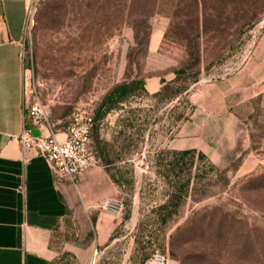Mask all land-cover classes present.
I'll return each instance as SVG.
<instances>
[{
    "label": "rangeland",
    "instance_id": "obj_1",
    "mask_svg": "<svg viewBox=\"0 0 264 264\" xmlns=\"http://www.w3.org/2000/svg\"><path fill=\"white\" fill-rule=\"evenodd\" d=\"M23 63L28 97L63 129L77 108L94 117L113 86L143 84L92 127V151L118 183L110 241L95 258L53 264H148L158 253L167 264H264V0H38ZM181 68L187 92L152 98ZM165 149L206 156L177 212L159 210Z\"/></svg>",
    "mask_w": 264,
    "mask_h": 264
},
{
    "label": "crops",
    "instance_id": "obj_2",
    "mask_svg": "<svg viewBox=\"0 0 264 264\" xmlns=\"http://www.w3.org/2000/svg\"><path fill=\"white\" fill-rule=\"evenodd\" d=\"M30 2L0 0V264H50L64 252L83 257L105 246L117 225L118 186L103 165L72 184L57 180L35 151L25 160L19 146L28 97L23 50ZM52 124L64 139L66 129Z\"/></svg>",
    "mask_w": 264,
    "mask_h": 264
},
{
    "label": "built area",
    "instance_id": "obj_3",
    "mask_svg": "<svg viewBox=\"0 0 264 264\" xmlns=\"http://www.w3.org/2000/svg\"><path fill=\"white\" fill-rule=\"evenodd\" d=\"M38 0H31L28 8L30 20L36 11ZM25 77V81H26ZM24 125L18 135V143L24 154L35 151L42 156L50 166L57 180H66L76 184L78 177L89 168L98 164L91 148V132L93 115L91 112L77 108L69 118L64 139H58L53 131L42 103L34 96L26 97ZM45 127L47 133L36 134L35 129ZM98 255V249H93V258ZM148 264H167L164 254H156L149 259Z\"/></svg>",
    "mask_w": 264,
    "mask_h": 264
},
{
    "label": "trees",
    "instance_id": "obj_4",
    "mask_svg": "<svg viewBox=\"0 0 264 264\" xmlns=\"http://www.w3.org/2000/svg\"><path fill=\"white\" fill-rule=\"evenodd\" d=\"M174 73V80L169 82H165L164 80H162L161 83L163 85L161 89L151 94L152 98H155L159 101L171 102L175 99H180L182 97V94H185V92H187L189 83L182 82V84H179L181 77L180 75L182 73L185 74V69L181 68ZM137 84L143 87L142 82H139L137 80L122 82L113 86L102 98V101L95 112V116L93 117V124L94 121L98 119V115H100L101 113L105 114L114 109L115 106L124 105L126 102H128L129 98L133 96L135 85ZM183 103L187 104V101L183 99ZM120 109L124 110L123 108ZM196 158L204 160L206 159V156L202 152L196 151L195 149H165L160 150L156 153V165L158 167H163V177L166 179L169 188L165 202L159 206L160 211H167L169 208H172L173 211L177 212L178 208L187 199L188 193L191 188V170L192 166L195 164ZM107 165L108 163L105 164L104 167L109 173ZM210 167L212 169H216V166L214 164H210ZM110 177L115 183H117L112 175H110ZM262 177L263 176H258V179ZM168 215L171 216V213H169ZM167 221V216H164L161 219L162 223H166ZM60 255L62 257L72 256L73 254L64 252ZM54 261L55 260H53L50 264H53Z\"/></svg>",
    "mask_w": 264,
    "mask_h": 264
}]
</instances>
